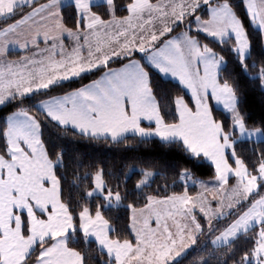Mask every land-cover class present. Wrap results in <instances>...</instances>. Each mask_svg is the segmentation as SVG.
Returning a JSON list of instances; mask_svg holds the SVG:
<instances>
[{
    "label": "snow or ice",
    "instance_id": "snow-or-ice-1",
    "mask_svg": "<svg viewBox=\"0 0 264 264\" xmlns=\"http://www.w3.org/2000/svg\"><path fill=\"white\" fill-rule=\"evenodd\" d=\"M46 127L176 161L130 186ZM185 260L264 264V0H0V264Z\"/></svg>",
    "mask_w": 264,
    "mask_h": 264
},
{
    "label": "trees",
    "instance_id": "trees-1",
    "mask_svg": "<svg viewBox=\"0 0 264 264\" xmlns=\"http://www.w3.org/2000/svg\"><path fill=\"white\" fill-rule=\"evenodd\" d=\"M70 6V5H69ZM19 55V52H13V58ZM87 82V81H85ZM73 87L78 86V84H73ZM52 90H62V86H56L55 89L48 90L49 92ZM44 94L43 91L41 93H33L30 97L25 98V103L30 105H35L39 99L42 98ZM258 95L256 97L249 98V105L251 110L254 112L256 116L259 115V103H258ZM46 136L52 140V143L57 146H63L66 151V159L69 160L72 167H75L77 164H80V171L87 170L84 165L102 162L103 167L105 169V173L108 172L109 168L112 169L114 175L123 177L125 173H127L130 177L129 185L135 183V181L139 178L138 171L134 169H125V164H134L140 165L143 162H154L156 169L160 171H167L166 165L172 164L176 161L175 156V146L173 145H165L159 142L157 139H153L147 143H132L131 145H124L123 143L119 145H109L103 142L95 143L89 142L87 140H71L67 137H60L58 133L53 131L51 128H45ZM251 145L248 142L237 145L238 151H243L245 154L248 153ZM197 175L202 179H207L206 175H202L200 172H197ZM107 178V177H106ZM109 183L113 185L116 183L115 179L108 178ZM163 183L159 177L153 183V187H156V184ZM190 194H194L196 188L193 186H189ZM73 195H76L73 192ZM94 203V201H93ZM106 215L115 216V212H110L109 210H105ZM120 219L118 221H114V223L118 227H123L125 222V213L123 210L119 213ZM88 249L94 250L91 251V255L95 261L100 259V254L98 249H96V245L94 243H89L86 245ZM184 264H188V261L185 260Z\"/></svg>",
    "mask_w": 264,
    "mask_h": 264
},
{
    "label": "rangeland",
    "instance_id": "rangeland-1",
    "mask_svg": "<svg viewBox=\"0 0 264 264\" xmlns=\"http://www.w3.org/2000/svg\"><path fill=\"white\" fill-rule=\"evenodd\" d=\"M71 0H65L66 5H70ZM191 185V184H190Z\"/></svg>",
    "mask_w": 264,
    "mask_h": 264
},
{
    "label": "crops",
    "instance_id": "crops-1",
    "mask_svg": "<svg viewBox=\"0 0 264 264\" xmlns=\"http://www.w3.org/2000/svg\"><path fill=\"white\" fill-rule=\"evenodd\" d=\"M14 52H18V51H14Z\"/></svg>",
    "mask_w": 264,
    "mask_h": 264
}]
</instances>
